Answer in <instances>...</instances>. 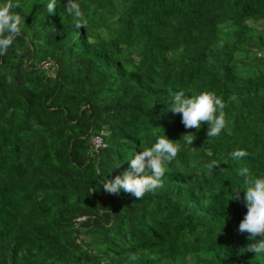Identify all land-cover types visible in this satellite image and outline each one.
<instances>
[{
	"label": "trees",
	"instance_id": "16d2710c",
	"mask_svg": "<svg viewBox=\"0 0 264 264\" xmlns=\"http://www.w3.org/2000/svg\"><path fill=\"white\" fill-rule=\"evenodd\" d=\"M49 2L11 0L0 57V264H264L238 231V170L264 178V0H75L84 28ZM178 92L220 97L221 133L186 129ZM159 137L179 145L163 187L105 192Z\"/></svg>",
	"mask_w": 264,
	"mask_h": 264
},
{
	"label": "clouds",
	"instance_id": "9594fccd",
	"mask_svg": "<svg viewBox=\"0 0 264 264\" xmlns=\"http://www.w3.org/2000/svg\"><path fill=\"white\" fill-rule=\"evenodd\" d=\"M55 6L56 0H50L47 4L48 13H53ZM13 7H18V5L12 4L11 0L0 5V57L6 55L15 37L21 34L22 18L10 11ZM65 7L66 12L74 20V26L84 28L87 20L80 5L75 0H67ZM8 82H12L11 77L8 78ZM224 108V102L214 93L202 92L186 98L184 92H178L172 98L169 110L174 114H181V122L186 129L199 130L202 123L207 122L209 125L207 136L215 137L226 127ZM218 110L219 115H216ZM190 134H185L183 139L187 144L192 145L196 137ZM178 151L179 145L167 137L157 138L152 147L137 153L129 160V170H126L122 176L117 175L114 179L105 180L104 191L110 195H118L123 191L139 200L146 193L162 188L164 165L175 159ZM247 155L248 153L244 150H237L230 154L233 160H239ZM214 167H219V163L215 160L206 165L209 173ZM238 175L244 178L246 187L243 202L247 207L238 231L248 233L249 240L253 241L247 245L245 250L255 253V256H260L264 254V178L253 177L247 167L240 168ZM239 192L240 189H236L232 199L239 200ZM131 258L136 259V256L133 255Z\"/></svg>",
	"mask_w": 264,
	"mask_h": 264
},
{
	"label": "built area",
	"instance_id": "2783aa9c",
	"mask_svg": "<svg viewBox=\"0 0 264 264\" xmlns=\"http://www.w3.org/2000/svg\"><path fill=\"white\" fill-rule=\"evenodd\" d=\"M89 145H90V147H92L93 149H97L99 146H100V140H99V138H91L90 140H89Z\"/></svg>",
	"mask_w": 264,
	"mask_h": 264
},
{
	"label": "rangeland",
	"instance_id": "374dc122",
	"mask_svg": "<svg viewBox=\"0 0 264 264\" xmlns=\"http://www.w3.org/2000/svg\"><path fill=\"white\" fill-rule=\"evenodd\" d=\"M260 25H261V24H259V23H256V24H250V26H252V27H254V28H259Z\"/></svg>",
	"mask_w": 264,
	"mask_h": 264
},
{
	"label": "water",
	"instance_id": "95a60500",
	"mask_svg": "<svg viewBox=\"0 0 264 264\" xmlns=\"http://www.w3.org/2000/svg\"><path fill=\"white\" fill-rule=\"evenodd\" d=\"M88 147V149L90 148L89 146H87Z\"/></svg>",
	"mask_w": 264,
	"mask_h": 264
}]
</instances>
